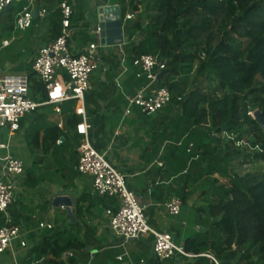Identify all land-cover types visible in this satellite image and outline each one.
<instances>
[{
	"label": "crops",
	"instance_id": "obj_1",
	"mask_svg": "<svg viewBox=\"0 0 264 264\" xmlns=\"http://www.w3.org/2000/svg\"><path fill=\"white\" fill-rule=\"evenodd\" d=\"M60 1L25 0L22 6L27 5L32 13L35 9L44 11L45 16L40 17L37 14L33 17L31 25L20 32V36L14 35V30H18L15 26L18 9L10 19V26L12 24L10 30H7L8 27L0 26V75L32 73V62L38 49L53 39L52 25L61 24ZM120 3L111 4L108 0H71L73 13L68 43L74 53H80L89 43L100 46L102 62L90 77V88L85 97L86 114L91 124L90 139L96 141L99 151H107V159L126 176V182L139 202L146 210H151L152 215L155 214V219L149 224L158 231L169 232L170 224L163 226V230L158 229L160 221L166 219L164 203L171 197L180 198V194H183L186 202L182 205L181 211L195 212L198 207L196 192L202 191L203 178L199 176L201 167L205 166L203 161L199 164L200 154H195L187 160L184 148L181 146L172 148L170 143L177 142L185 133H189V142L197 138L202 139L207 129L206 126L190 132L178 129L176 113L169 111L168 106L150 116L143 114L137 107H132L131 113L124 115L126 96L133 95L138 87L146 83L144 78L136 76L138 69L132 66L128 73L119 76L122 58H125L126 64L130 61L125 52V45L129 43L130 33L131 40L134 41L135 31L127 28L131 25V19L123 22L124 41L121 45L102 46L100 40L97 42L93 37L99 9L106 5H118L121 10L125 5ZM89 15L91 20L94 15L95 24L91 23ZM9 16L4 21H9ZM3 41H7L8 44L3 45ZM35 78L38 80L36 76ZM30 97L33 100L39 99L40 94H34L30 87ZM47 106L52 107L51 113L41 110V107ZM74 108L75 104L64 102L61 104V113L56 114L52 105H43L22 117L17 131L10 133L7 128H0V139L8 135L6 141L10 145L9 152L13 134L26 126L31 128L25 140L32 151V166L36 165L38 170V176L30 173L20 180L16 179L17 198H14L8 208V214L12 223L19 225L22 232L20 237L13 240L11 247L0 254V264H46L47 260L54 258L50 252L38 255L35 250V247L45 242L48 239L46 237L52 234L49 230L38 229L39 221L54 223V230L58 235H54L51 240L59 238L61 247L67 244L73 234L84 240L86 248L83 251L73 249L64 251L62 258L65 264H69V259L74 260L73 264H184L185 259L180 255H175L164 262L159 261L152 250L151 235L124 241L105 228L104 207L99 202V196L91 194V177L78 173L75 168L78 160L76 148L80 137L74 128L66 124ZM58 122L64 125L62 129L58 128L61 143L56 142L45 150L43 139L49 135V129ZM116 132H119V135L116 136ZM209 135V140L217 137L214 132ZM206 138L204 139L208 142ZM213 145L211 142V146ZM52 155L55 156L53 161L57 160L55 163L60 171L56 168L53 173L55 177L49 175L46 178L39 170L45 163L43 158ZM159 162L162 166L158 165ZM42 184L50 186L46 195L41 192ZM58 195L73 197L75 205L72 207L71 215L65 207L53 205V199ZM185 206H188V209H183ZM77 207H81L80 211ZM56 208L60 211H55ZM2 223L1 214L0 225ZM181 224L184 233L189 232L188 228L184 229L187 222L182 220ZM192 229L195 230L190 229L189 236L199 231L196 223ZM171 235L176 242L179 230L176 237H173L172 233ZM185 238L176 243L183 246ZM22 240L25 241V246H21ZM119 256H122L121 260H118ZM205 256L211 261L214 259L211 255Z\"/></svg>",
	"mask_w": 264,
	"mask_h": 264
},
{
	"label": "trees",
	"instance_id": "obj_2",
	"mask_svg": "<svg viewBox=\"0 0 264 264\" xmlns=\"http://www.w3.org/2000/svg\"><path fill=\"white\" fill-rule=\"evenodd\" d=\"M125 1L120 0L121 4ZM152 6L155 14L146 27L138 20L127 27L144 34L135 42L130 33L125 45L130 60L127 65L140 55L158 54L165 61V68L159 71L154 87H167L173 95L167 106L176 113L177 128L190 132L206 126L204 138L208 140L211 132L217 134L208 142L204 138L189 142V133H185L170 143L171 147H183L187 160L200 154L199 164L209 157L210 162L201 167L199 176L206 178L218 172L216 164H226L239 153L236 143L248 132L252 136L250 147H258L253 158L264 162V125L251 115L259 110L264 120V0H153ZM11 11L12 8L8 15ZM121 12L124 17L126 8L121 7ZM60 31L61 24L54 23L52 38ZM190 75L192 87L183 94L177 78ZM28 78L33 93L40 94L35 100L45 101L43 84L33 73ZM177 96H181L180 101ZM66 102L75 104L73 100ZM79 120L73 111L66 124L75 129ZM223 133L232 138L222 137ZM59 138L60 130L54 125L43 139L45 150ZM91 142L99 150L96 141ZM189 143L193 146L188 150ZM207 186L202 183L201 190ZM180 196L183 205L185 196ZM98 198L104 212L109 207L117 209L115 198ZM195 223L199 231L187 236L183 243L184 250L195 256L184 257V264H215L207 254L218 264H264V172L257 176L247 174L221 186L213 202L195 209ZM49 232L52 234L48 239L35 247L38 255L53 254L54 258L46 264H65L62 256L66 249L81 252L86 248L76 234L61 247L59 238L51 240L58 235L56 230ZM68 263L73 264L74 260L69 259Z\"/></svg>",
	"mask_w": 264,
	"mask_h": 264
},
{
	"label": "built area",
	"instance_id": "obj_3",
	"mask_svg": "<svg viewBox=\"0 0 264 264\" xmlns=\"http://www.w3.org/2000/svg\"><path fill=\"white\" fill-rule=\"evenodd\" d=\"M10 2L11 0H0V12H3ZM59 9L62 16L60 34L41 46L32 62V73L43 84L46 100L37 102L30 97L28 75H0V128H7L13 133L19 129L21 118L36 111L38 107L52 105L54 112L60 114L62 103L75 101L74 113L80 117L75 126V131L80 137L76 148L78 152L76 171L91 177L92 195L113 197L118 204L116 210L110 207L105 209V228L124 241L151 235L153 253L161 262L175 255L194 257L195 255L187 253L182 245H178L173 240L170 232L158 231L148 223L144 213L145 207L128 188L126 176L107 159V151H99L92 144L85 95L90 88L91 75L102 62L100 46L89 43L80 53L72 52L68 43L73 13L71 0H61ZM38 15L44 17L45 12L38 11ZM32 18L31 9L27 5L23 6L16 15V28L21 31L27 29L31 25ZM131 18V14H126L123 22ZM94 33L100 40L98 24L94 27ZM7 44V41H3V45ZM130 66L138 69L136 76L139 78L144 76L147 82L138 87L133 95L126 96L127 105L124 115H129L132 107H137L143 114L150 116L170 104L173 95L168 88L154 87L159 71L165 68V61L161 60L158 54L140 55L132 60L131 65H127L123 57L119 76L128 73ZM176 99L180 101L181 96H177ZM57 127L62 129L64 125L58 122ZM117 135L119 132H116ZM223 135L231 137L226 133ZM60 143L61 140L58 139L57 144ZM192 146L193 144L189 143L188 150ZM9 147V143L0 139V150L6 151L5 155H0V214L3 216V223L0 225V254L9 249L13 240L20 237L22 232L19 225L12 223L8 208L14 200V192L17 189L16 179L24 173L25 166L21 159L9 152ZM254 148L258 149L257 146ZM158 165L162 166V163L159 162ZM164 208L169 216H178L181 213L182 200L179 197H171L164 203ZM37 227L42 230H52L54 223L39 221ZM20 244L25 246V241H20ZM121 259L122 256H119L118 260ZM213 261L218 264L216 260Z\"/></svg>",
	"mask_w": 264,
	"mask_h": 264
},
{
	"label": "rangeland",
	"instance_id": "obj_4",
	"mask_svg": "<svg viewBox=\"0 0 264 264\" xmlns=\"http://www.w3.org/2000/svg\"><path fill=\"white\" fill-rule=\"evenodd\" d=\"M111 2V4L117 2L120 3V0H108ZM25 2V0H21V1H14V4L12 5V11L10 16L6 15L4 12H0V26H5L8 27L7 30H10V27L12 28V24L10 26V19L12 17V14L14 12H16V10L18 9V11L22 8V3ZM152 2L153 0H126L124 2L125 8H126V13H130L132 15L131 18V23H134V21L138 20L141 24L142 27H146V24L149 22L150 18L155 14V10L152 6ZM121 4V3H120ZM136 6L137 10H134L133 7ZM124 9V7H122V10ZM9 16V21H4L5 19H8L7 17ZM89 19L91 21V23L95 24V18L94 15L92 16V20L91 17L89 15ZM98 19V18H97ZM96 19V25L98 24V20ZM91 23L89 25H91ZM95 25V26H96ZM144 29V28H143ZM135 31V36H134V41L135 42H139L143 37L144 34H142V31ZM22 31L19 30H14V35L16 36H20L19 33ZM144 33V32H143ZM94 39L98 42V39L96 38V35L93 36ZM178 81V88H180L182 90V93L185 94L186 92H188L190 90V88L192 87V75L188 76V77H178L177 78ZM204 85H207L206 82H204ZM178 89L175 91L177 92ZM177 95V94H176ZM36 101V100H35ZM41 110L43 112L46 113H51L52 107H41ZM28 115V114H27ZM251 115L253 116V112L251 113ZM5 129V128H3ZM31 128L29 126L24 127L23 130H20L19 132H16L13 134L12 139H11V149H10V153L16 157H18L19 159H21L24 164H25V170L22 176L18 177L17 180H20L21 177L24 176H28L30 173H33L35 175L38 176L37 174V169H36V165L32 166V151L31 148L27 145L26 142V136H28V134L30 133ZM26 134V135H24ZM7 136L8 135H4V137H1V140L3 142H7ZM220 136V135H219ZM222 137H227L226 135L222 134ZM244 139L237 143L238 148H239V153L237 155H235L232 160L228 163H223V162H219V164L217 165V169L218 172H214L211 176H207L206 178H203L202 183H204V186L208 185L207 188H205L204 191H199L197 190V205L198 207L205 205L209 202H213L219 192V188L221 186H228L233 180L238 179L240 177H243L244 175L247 174H253L255 176L259 175L260 173L264 172V162H261L259 160H256L253 158V153L254 151V147H250L249 143L252 141V136L251 134H249L248 132H245L243 135ZM249 142V143H248ZM6 154L5 150H0V155L3 156ZM42 155V152H41ZM38 157V156H36ZM55 159V156L52 155L50 157H44L43 160L45 163H43V166L40 168V174L46 175L44 177H48L49 175H51V177H53V173H54V169L57 168L58 171L59 168L56 165V161H53ZM203 162H205V165L207 163L210 162L209 157L203 159ZM48 174V175H47ZM58 176V175H57ZM55 177V175H54ZM55 180H60L57 178H54ZM53 179V180H54ZM46 184H42L41 185V192L43 194H47V192H49L50 190V186H45ZM128 186V183H127ZM129 188V186H128ZM130 189V188H129ZM14 198H17V194L14 192ZM17 202V203H16ZM16 206H18L19 204V199H17L16 201ZM183 209H188V206L183 207ZM55 211H60L59 208L54 209ZM56 212V213H57ZM145 216L147 217L148 223H151V220L155 219V214L152 215V211L151 210H144ZM195 212H193L192 210H190V213L188 212H184L181 211V213L178 216H169L168 214H166V219L162 220V222L160 221L158 229L159 230H163V226H167V224H170L169 227L171 226L169 230L170 233L173 234V237H176L177 234V230H179V237L178 239H176L177 243H180L182 239L185 238V236H189L190 232L195 229L193 228V225L195 224ZM1 215V214H0ZM59 215V214H56ZM182 220H185L187 222V226L184 227L188 228L187 230L189 232H186V234L184 233L183 230V226L181 224ZM166 224V225H164ZM182 226V227H181ZM191 229V231H190ZM247 248V246L245 248H243V250H245ZM252 252V251H251ZM254 261H256V257H253Z\"/></svg>",
	"mask_w": 264,
	"mask_h": 264
},
{
	"label": "water",
	"instance_id": "obj_5",
	"mask_svg": "<svg viewBox=\"0 0 264 264\" xmlns=\"http://www.w3.org/2000/svg\"><path fill=\"white\" fill-rule=\"evenodd\" d=\"M14 1L16 0H11V2L5 7V13H8ZM37 14L38 9H35L33 17H36ZM98 26L100 28V44L102 46L123 44V15L118 5H106L99 9ZM253 117L264 125V120H262L259 110L253 112ZM53 205L55 207H65L66 211L71 215L72 207L75 205V202L70 195H58L53 199Z\"/></svg>",
	"mask_w": 264,
	"mask_h": 264
}]
</instances>
